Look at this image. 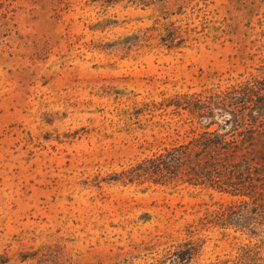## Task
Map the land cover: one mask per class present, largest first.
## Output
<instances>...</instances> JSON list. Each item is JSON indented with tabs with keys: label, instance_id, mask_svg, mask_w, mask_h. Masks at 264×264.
I'll return each mask as SVG.
<instances>
[{
	"label": "rangeland",
	"instance_id": "rangeland-1",
	"mask_svg": "<svg viewBox=\"0 0 264 264\" xmlns=\"http://www.w3.org/2000/svg\"><path fill=\"white\" fill-rule=\"evenodd\" d=\"M263 79L264 0H0V264H264L199 224L240 198L122 179L192 137L168 100Z\"/></svg>",
	"mask_w": 264,
	"mask_h": 264
},
{
	"label": "trees",
	"instance_id": "trees-1",
	"mask_svg": "<svg viewBox=\"0 0 264 264\" xmlns=\"http://www.w3.org/2000/svg\"><path fill=\"white\" fill-rule=\"evenodd\" d=\"M259 84L248 81L168 100L169 108L191 118L192 137L144 160L122 179L189 185L240 198L208 212L199 224L252 231L264 220V88Z\"/></svg>",
	"mask_w": 264,
	"mask_h": 264
}]
</instances>
